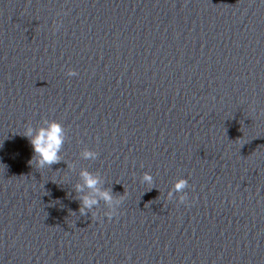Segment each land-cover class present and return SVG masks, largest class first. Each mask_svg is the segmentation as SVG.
<instances>
[{
  "label": "clouds",
  "instance_id": "9594fccd",
  "mask_svg": "<svg viewBox=\"0 0 264 264\" xmlns=\"http://www.w3.org/2000/svg\"><path fill=\"white\" fill-rule=\"evenodd\" d=\"M61 27V22L54 23L53 32L58 31ZM66 75L75 77L78 73L73 69H68ZM21 135L29 140L33 149V157L29 161V164L33 167L38 169L51 168L62 161L61 152L67 140V132L64 125L59 121L44 119L40 127H33L31 123H27ZM80 155L84 160L94 161L98 158L99 153L89 148H84ZM79 175L82 183H77L74 189L81 204L80 213L86 215L88 212H92L94 216H97L96 209L102 201L107 208L103 216L109 220L117 216L124 202L125 195L116 197L112 193L111 188H102V180L98 173L82 169ZM140 179L143 184L151 186L154 183L153 176L149 172H144ZM188 188L189 181L186 178L176 179L168 193L169 200L172 201L178 196L180 204H187L188 195L185 190Z\"/></svg>",
  "mask_w": 264,
  "mask_h": 264
}]
</instances>
